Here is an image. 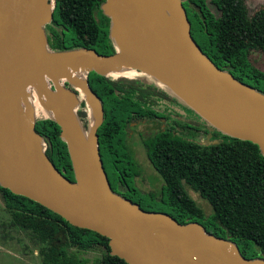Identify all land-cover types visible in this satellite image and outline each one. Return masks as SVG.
<instances>
[{
    "label": "water",
    "instance_id": "1",
    "mask_svg": "<svg viewBox=\"0 0 264 264\" xmlns=\"http://www.w3.org/2000/svg\"><path fill=\"white\" fill-rule=\"evenodd\" d=\"M182 1L103 0L99 9L109 20L114 53L98 55L86 48L48 49L44 27L54 0H0V187L105 237L109 254L125 264H264L243 258L234 244L196 223L178 224L139 209L110 191L101 166L96 131L102 107L86 74L110 77L107 72L118 67L148 78L193 112L209 132L205 144L216 131L255 144L264 157V94L215 67L199 50ZM76 69L83 80L66 79ZM33 100L46 113L41 118L59 128L72 180L44 153L34 131ZM81 102L85 128L77 116ZM89 114L97 116L92 126Z\"/></svg>",
    "mask_w": 264,
    "mask_h": 264
},
{
    "label": "trees",
    "instance_id": "2",
    "mask_svg": "<svg viewBox=\"0 0 264 264\" xmlns=\"http://www.w3.org/2000/svg\"><path fill=\"white\" fill-rule=\"evenodd\" d=\"M211 1L217 15L209 11L205 0H188L192 40L215 67L264 94V73L248 61L250 51H264V10L247 17L242 0ZM102 2L54 0L51 21L45 25L48 49L86 48L98 55L114 53L108 38L109 20L99 9ZM123 78L86 74L87 85L102 107L96 136L110 191L143 211L166 214L178 224L196 223L205 233L234 244L243 258L264 260V157L257 146L216 131L215 143L195 141L196 132L205 137L207 130L200 126L188 128L179 122L183 131H177L167 123V109L160 96H170L168 92L146 77ZM35 116L46 114L40 111ZM77 116L85 128L86 107L82 102ZM156 118L165 121L164 128L143 137L141 143L149 164L163 183L155 197L149 195V199L154 198L164 211L149 209L142 199H133L135 189L128 184L131 173L127 160L131 157L125 143L130 126ZM34 131L45 143L48 160L62 176L72 180L70 161L57 125L49 119H39L34 123ZM185 187L210 206L208 217ZM0 203L9 217L8 224L27 235L35 245L40 264H125L109 254L105 237L73 227L27 198L0 187ZM250 244L260 251V256L247 255ZM92 251L98 252V257L89 260L81 256Z\"/></svg>",
    "mask_w": 264,
    "mask_h": 264
},
{
    "label": "rangeland",
    "instance_id": "3",
    "mask_svg": "<svg viewBox=\"0 0 264 264\" xmlns=\"http://www.w3.org/2000/svg\"><path fill=\"white\" fill-rule=\"evenodd\" d=\"M208 1L209 0H205L207 8L213 15H217V12L212 9ZM243 3L246 8L247 17H250L257 10H264V0H243ZM248 61L256 70L264 73V51H250ZM80 78L83 79V75ZM165 95L168 97L167 101L172 103V106H174V109L176 110V118L179 117L181 121L191 128L199 126L202 127V129L207 128L193 112L182 106L179 102L174 101L168 94ZM36 118L37 120H39V118L42 119L41 117ZM154 129H156V125L139 124L129 130L130 137L126 141L129 145L132 158L127 160L128 170L129 173H131L128 178V184L135 189V192L132 195L133 199H142L144 204H146V207L149 209L164 211L165 208L161 204H158L154 198L153 200L149 199V195L155 197V194L159 192L163 183L159 175L149 164L144 149L140 147L138 138L139 133L152 132ZM189 133L193 134V131L190 130ZM207 133L209 132L207 131ZM196 134L198 137L195 141H204L205 143L206 139H203L204 135L197 132ZM210 134L211 137L209 144L215 141L214 138L216 135L214 131L210 132ZM185 189L189 197L202 211L203 215L208 217L211 214L210 206L204 200L199 198L196 193L187 187H185ZM8 221L9 217L4 212L0 203V264H40V258L37 255L35 245L30 241L27 235L11 227L8 224ZM98 255L99 253L96 251L81 254L82 257L89 260L98 257ZM247 255L260 256L261 253L254 245L250 244L247 250Z\"/></svg>",
    "mask_w": 264,
    "mask_h": 264
},
{
    "label": "flooded vegetation",
    "instance_id": "4",
    "mask_svg": "<svg viewBox=\"0 0 264 264\" xmlns=\"http://www.w3.org/2000/svg\"><path fill=\"white\" fill-rule=\"evenodd\" d=\"M243 1V0H242ZM249 3V2H248ZM210 6L212 7V9L214 11L217 12V8L215 7L214 3L210 0L209 2ZM244 4V3H243ZM182 7L184 9V12H185V15H186V18H187V21L189 23V32H190V36L191 38L194 40L193 38V31H192V17H191V5L190 3L188 2V0H183L182 1ZM44 31H45V34H47V30L46 28L44 27ZM161 99L164 101L163 105L164 107L167 109V113H168V119H167V123L170 125L171 128H173L174 130H177V131H183V128L180 127L179 125V122H183L179 119V117L176 118V110L174 109V106H172V103H170L169 101H167L168 97L166 95H161L160 96ZM171 98V97H170ZM174 100V99H173ZM175 101V100H174ZM164 123L165 121L161 118H156L155 121H139V122H135V124L131 125L130 126V129L134 128L135 126L139 125V124H153V125H156V129H154L152 132H156L157 129H162L164 128ZM184 123V122H183ZM188 128H191V127H188ZM169 129V128H168ZM188 132H190V129H187ZM151 132H147V133H139L138 134V138H139V143H140V147L142 149H144V146L142 145L141 143V139L145 136H147L148 134H150ZM130 137V134H128L127 136V139ZM125 146L127 148V150L129 151L130 153V157L132 158V155H131V152H130V148H129V145L127 144V141L125 143ZM115 188H118L119 187H115Z\"/></svg>",
    "mask_w": 264,
    "mask_h": 264
},
{
    "label": "bare ground",
    "instance_id": "5",
    "mask_svg": "<svg viewBox=\"0 0 264 264\" xmlns=\"http://www.w3.org/2000/svg\"><path fill=\"white\" fill-rule=\"evenodd\" d=\"M82 75H83L82 72H80L78 69H76V70L70 71L69 75H68V77L66 79H68V80H71V79L83 80L82 78H80ZM107 75H109L112 78H118V77L131 78V77L134 76V72L131 71L128 68L118 67V68H114L112 70H109L107 72ZM121 78L120 79L118 78V79L121 80ZM79 91L82 92L83 90H79ZM31 105H32V108H33L34 116L40 111L44 112L43 111L44 109L41 108L40 105L35 100L32 101ZM96 120H97V116L96 115L89 114V125L92 126L96 122Z\"/></svg>",
    "mask_w": 264,
    "mask_h": 264
}]
</instances>
